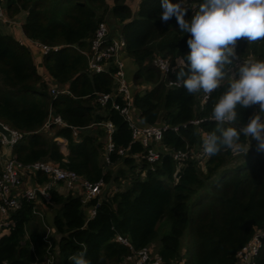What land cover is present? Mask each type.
Instances as JSON below:
<instances>
[{"label": "trees", "instance_id": "obj_1", "mask_svg": "<svg viewBox=\"0 0 264 264\" xmlns=\"http://www.w3.org/2000/svg\"><path fill=\"white\" fill-rule=\"evenodd\" d=\"M187 3L186 19H190L202 0ZM3 5L9 21L21 10L26 12L20 37L50 47L39 52L37 64L28 43L0 30V121L23 133L12 145V155L24 164L48 160L91 182L103 179L117 187L113 195L106 194L88 220L79 197L51 191L49 205L55 206L52 226L60 233V264H74L70 257L82 251L90 264H121L129 250L114 240L116 233L126 236L136 249L154 242L161 264H236V251L256 227L264 226V152L253 145L244 159L229 164L231 149H223L209 157L205 172L190 159L180 166L170 154L154 163L143 157L137 161L132 155L142 154V145L131 141L127 123L110 101L105 106L98 102L100 94L113 91L110 75L90 73L81 52L89 48L97 25L111 13L119 22L117 31L125 40L126 55L134 62V84L150 86L133 94L139 121L165 123L163 143L168 147L183 150L193 146L198 141V127L189 121L211 117L215 102L228 88V77L202 109L196 105L195 95L183 87L165 86L152 58H168L170 75L175 78L173 69H178L189 49L188 34L177 27L175 19L161 23L160 0H140L134 13L126 0H111V4L107 0H4ZM236 54L242 62L264 61V40L238 41ZM38 66L58 90L66 92L51 94L52 85ZM116 99L121 102L120 96ZM51 110L69 126L111 120L115 151L110 154V165L122 162L127 170L114 176L104 171L105 131L100 126L80 132L76 138L69 126L44 129ZM237 110L242 125L255 106H238ZM199 127L211 133L216 124L205 119ZM57 138L66 140V153ZM246 141L241 135L238 144ZM127 147L125 155L117 153ZM37 176L38 181L46 178L42 173ZM10 217L13 226L0 236V264H30L41 259L45 253L41 235L31 233L25 238V228L34 217L32 204L23 201ZM163 221L168 231L157 240ZM186 231L189 239L183 243ZM253 264H264V240Z\"/></svg>", "mask_w": 264, "mask_h": 264}, {"label": "built area", "instance_id": "obj_2", "mask_svg": "<svg viewBox=\"0 0 264 264\" xmlns=\"http://www.w3.org/2000/svg\"><path fill=\"white\" fill-rule=\"evenodd\" d=\"M4 0H0V23L8 22ZM19 41L28 43L31 47L39 48L40 52L45 53L50 49L49 46L38 41L28 40L23 36L18 38ZM125 40L122 36H111L108 25L102 21L97 25L93 38L89 41V48L81 51L87 59V69L90 73H107L110 75L113 83V91L110 93H102L98 97V102L101 106H105L107 102H111V106L119 112L123 120L127 123L131 131V141L139 142L143 147V153L133 154V158L137 161L143 157L148 163L157 162L165 154H170L176 162L182 166L188 159L194 161L202 171L206 170V163L209 157L203 150V138L210 134L199 127L201 123L209 118L194 117L189 121V124L198 127V141L191 147L186 146L185 149H175L168 147L163 143V132L168 128L165 123L157 124H142L138 119L137 111L133 106V94L130 92L126 81V64L124 61ZM54 49L57 46L53 47ZM152 65L160 72V77L164 80L166 87H178L176 77L170 75L171 65L168 58L155 56L151 60ZM251 62V60H248ZM242 63L239 58L235 59L231 65H228L227 72L229 75L236 74L238 78L237 68ZM167 66V70H165ZM140 91L150 88L149 85L136 86ZM66 92L65 89L50 87V93ZM120 96L121 102H117V97ZM210 94H205L203 91L195 94L196 105L202 109L205 103L209 100ZM258 106H255V111H258ZM256 114L264 116V113L257 112ZM4 129L8 131V137L0 131V145L9 146L22 138L23 133L9 127L0 121ZM51 125L69 126L57 114L51 110L43 128L48 129ZM100 126L105 131V143L102 152V160L105 166L110 165V154L115 151L112 142V133L114 132V124L111 120L105 119L101 122L92 123L88 126H69L72 129V136L76 138L80 132L88 131L91 127ZM176 130L177 128H173ZM60 138H57V140ZM63 142H59L61 149L66 147V140L61 138ZM129 150L120 148L117 150L119 155H125ZM42 173L45 180L38 181L37 174ZM25 176H34V183L24 189L20 188L21 179ZM62 186L68 194L77 196L80 199L81 206L84 209L86 220L95 215L96 207L107 196L113 195L117 191L112 188L109 192L105 191V182L99 179L96 182H91L75 171L61 167L59 164L48 160H36L31 163L24 164L17 160L14 155L9 156L2 165L0 174V230L11 229L13 220L11 213L21 207L23 201L32 204V214L43 218L42 212L38 205H48L51 203V191ZM48 228V232H49ZM48 232L42 238L45 243V253L41 259H36L30 264H56L59 261V237L55 243L51 242ZM114 240L126 246L129 250L126 256L121 258V264H161L162 258L155 250L152 244L141 248H134L129 239L119 233H116ZM264 240V226L256 227L248 241L236 251V264H253V260L257 255L262 241ZM173 264H182L175 262Z\"/></svg>", "mask_w": 264, "mask_h": 264}, {"label": "clouds", "instance_id": "obj_3", "mask_svg": "<svg viewBox=\"0 0 264 264\" xmlns=\"http://www.w3.org/2000/svg\"><path fill=\"white\" fill-rule=\"evenodd\" d=\"M160 8L161 23L175 19L177 27L188 34L189 51L178 69H173L177 86L189 95L201 91L211 94L228 77V88L212 109L210 120L216 127L203 138L204 153L212 157L237 147L241 135L255 140L257 150L264 152V116L256 114L264 113V61L242 62L237 68L238 78L225 71L237 59L238 41L251 44L264 40V0H202L190 19H186L187 0H160ZM238 106H258L259 110L241 125ZM70 260L90 264L83 251Z\"/></svg>", "mask_w": 264, "mask_h": 264}, {"label": "crops", "instance_id": "obj_4", "mask_svg": "<svg viewBox=\"0 0 264 264\" xmlns=\"http://www.w3.org/2000/svg\"><path fill=\"white\" fill-rule=\"evenodd\" d=\"M140 0H126V3L129 5V7L131 8V11L134 13L136 12L137 8H138V3ZM26 12L25 11H21L19 12L17 15L14 16V18L8 22H5L4 24L0 25V28H2V32L3 33H7V34H11L16 38H20L21 33H20V26L24 21ZM33 49V53H34V57H35V61L39 60L40 58L38 56L40 50L37 47H31ZM36 63L38 64V61H36ZM40 69V68H39ZM43 70V69H42ZM40 71V74H42V76H46L45 72ZM44 73V74H43ZM46 80H48V83L51 82L50 84L52 85L53 79H51L50 77L46 76ZM61 139V138H60ZM62 150V149H61ZM64 153H66V147H64V150H62ZM12 155V151L11 148L9 146H5V145H0V174H1V170H2V165L4 163V161ZM34 176H25L21 179V183H20V188L24 189L30 185H32L34 183ZM57 193L62 194L64 196H66L68 193L66 192V190L62 187L59 186V188L57 189ZM39 210L42 212L43 217L46 215H49L50 221H51V226L49 227L46 223H44L43 221H38V218H36L38 215H34L33 220H31L29 222V224L27 225V227L25 228V237L27 234H33V233H37L40 234V227H42V234L41 238L44 237V235L48 232V228L49 229V236H55V237H59V232L56 231L54 229V227L52 226V222H53V216H54V209L49 207L48 205L44 204H39L38 205ZM36 216V217H35ZM43 219V218H41ZM28 229L30 232H28ZM39 232V233H38ZM8 233V232H7ZM5 233V234H7ZM45 246V245H44Z\"/></svg>", "mask_w": 264, "mask_h": 264}, {"label": "rangeland", "instance_id": "obj_5", "mask_svg": "<svg viewBox=\"0 0 264 264\" xmlns=\"http://www.w3.org/2000/svg\"><path fill=\"white\" fill-rule=\"evenodd\" d=\"M107 2L111 4V0H107ZM21 11H24V10H21ZM104 21L108 25V28L110 30V35L111 36H117L118 35V31L117 30L119 28V22L115 19V17L111 13H107L105 15ZM0 30H2V28H0ZM237 58H239L238 55H237ZM124 61H125V64H126V68H125V70H126V81H127V85L129 87L130 92L134 93L136 91H140L139 89H137V87H135V84L133 82V77L132 76H133V71H134V68H135L133 60L131 59L130 56L125 55L124 56ZM38 67L40 68V66H38ZM227 67H229V66H227ZM227 67L225 69L226 72H227ZM40 69H39V71H40ZM50 83L51 82H49V85H50ZM50 87L56 88L55 85H53V84ZM58 142L61 143V142H63V140L62 139H58ZM253 145H257L256 141L255 140H251V138L247 137V141L243 145L238 144L237 147L231 148V155L229 157V164H233L234 162H239L240 160L244 159L246 152ZM62 150H64V149H62ZM121 169H123L124 171L127 170V168L122 164V162H118L116 164H111L109 166H105L104 167V171H109L111 176H114V174L118 173L119 170H121ZM112 188H116V184L115 183H108L105 186V191H110ZM49 207H50V205H49ZM54 208H55V206H54ZM36 218H38V221H43L44 223H46L49 227L51 226V221H50L49 215L44 216L43 219H41L40 216H37ZM39 228L41 230L40 234H42V227L39 226ZM158 230H159V232H158L157 240H159V238L162 236V233H165V232L168 231V224L166 222H164V221L161 222L160 225H159V229ZM7 232H8V229L0 230V236L5 234V233H7ZM28 232H30L29 229H28ZM29 234H27L25 238H28ZM50 239H51L52 243H55L57 237L51 236ZM188 239H189V234H188V231H186L184 233V235H183L182 242L186 243V241ZM152 246L155 247V243L154 242L152 243ZM56 264H59V262L57 261Z\"/></svg>", "mask_w": 264, "mask_h": 264}, {"label": "water", "instance_id": "obj_6", "mask_svg": "<svg viewBox=\"0 0 264 264\" xmlns=\"http://www.w3.org/2000/svg\"><path fill=\"white\" fill-rule=\"evenodd\" d=\"M0 131L3 132L8 137V131L4 129L1 123H0Z\"/></svg>", "mask_w": 264, "mask_h": 264}]
</instances>
